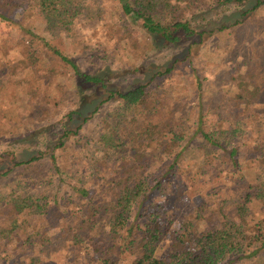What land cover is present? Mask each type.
Returning <instances> with one entry per match:
<instances>
[{
	"label": "trees",
	"instance_id": "obj_1",
	"mask_svg": "<svg viewBox=\"0 0 264 264\" xmlns=\"http://www.w3.org/2000/svg\"><path fill=\"white\" fill-rule=\"evenodd\" d=\"M36 1L49 24L66 26L78 14L70 13L78 10L72 0ZM116 1L151 41L141 56L135 49L140 63L133 67L83 70L37 27H22L32 35L29 51L42 42L68 65L70 85L60 95L66 102L57 103L62 115L40 131L48 136L41 144L0 150V242L10 256L19 255L17 264H264V103L254 107L264 97V43L242 55L251 87L226 82L219 90L242 109H230L222 129L212 131L204 127L205 107L198 109L191 139L211 149L201 172L179 171L184 149L168 139L171 117L153 91L178 59L163 65L146 58L195 36L230 38L264 10V0ZM16 2L0 0V17ZM196 81L203 89L200 75ZM74 147L86 150L88 161L70 176ZM18 174L15 187H1ZM176 179L191 206L183 216L172 211L168 193ZM241 183L245 188L236 189ZM33 188L43 195L25 197ZM23 247L28 253L20 255Z\"/></svg>",
	"mask_w": 264,
	"mask_h": 264
},
{
	"label": "rangeland",
	"instance_id": "obj_2",
	"mask_svg": "<svg viewBox=\"0 0 264 264\" xmlns=\"http://www.w3.org/2000/svg\"><path fill=\"white\" fill-rule=\"evenodd\" d=\"M72 1L78 10L72 8L70 13L77 11L78 14L66 26L57 22L49 24L40 13L41 8L36 0H17L13 12L7 17H0V150L14 145L17 150L27 149L36 147L35 143L41 144L43 138L48 136L40 135V131L49 130L59 119V114L62 115L63 110L57 103L65 101L60 95L70 85L68 65L51 54L42 42H39L38 51H29L27 46L32 35L23 31L22 27H37V32L47 35L53 46L76 60L83 70L90 71L103 67L114 71L133 67L140 63L135 49L141 56L144 49L151 45L147 34L135 27L133 29L129 20L122 16L116 0ZM253 17V21L237 28L230 38L205 35L201 39L195 36L178 45L161 48L149 58L144 55L150 63L154 60L163 65L178 59L175 70L156 81L158 83L153 91L158 92V100L165 104L163 111L171 117L173 125L168 139H175L178 147L184 149L179 171L189 169L201 172L204 157L211 152L198 137L191 139L198 127V109L205 107L204 127L209 131L222 129L220 119L230 109H242L243 105L239 106L235 100L229 101L228 97L223 99L219 90L226 82L242 90L251 87L250 75L243 71L242 55L246 47L264 43V32L261 33L264 28V10ZM199 75L204 81L203 89L197 88L196 76ZM229 94L232 96L234 92ZM263 103L264 97L259 98L255 100L254 107ZM210 107L218 108L219 111L214 112ZM183 110L188 113L190 123L187 114H181ZM48 113L50 121L47 120ZM34 136L35 141H32ZM68 155L66 164L71 168L70 176L87 166L86 150L74 147ZM20 178L21 174H18L16 179L6 180L1 187H15L14 183ZM171 185L168 193L172 198V211L182 216L189 213L191 206L185 189L178 184L177 179ZM245 186L246 183H241L236 189L241 190ZM29 195L40 197L43 190L33 188L24 192L25 197ZM206 230L207 226L202 222L200 231ZM128 236V233H123L120 241H126ZM26 250L23 247L18 251L23 255L28 253ZM8 251L9 248L0 242V262L17 264L19 255L12 257Z\"/></svg>",
	"mask_w": 264,
	"mask_h": 264
}]
</instances>
